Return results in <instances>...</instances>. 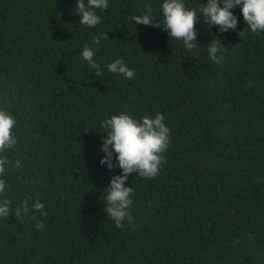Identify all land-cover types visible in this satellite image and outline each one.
I'll list each match as a JSON object with an SVG mask.
<instances>
[{"label": "trees", "instance_id": "trees-1", "mask_svg": "<svg viewBox=\"0 0 264 264\" xmlns=\"http://www.w3.org/2000/svg\"><path fill=\"white\" fill-rule=\"evenodd\" d=\"M160 3L110 0L90 29L76 0H0V106L17 120L8 159L22 164L6 173V198L13 213L29 205L0 219V264H264V33L239 8L227 32L201 17L198 44L226 47L216 64L206 46L189 53L133 21L148 8L162 19ZM101 33L95 76L79 52ZM117 58L133 79L104 67ZM121 111L163 114L170 143L155 178L129 174L132 221L117 228L103 202L121 170L100 164L101 125Z\"/></svg>", "mask_w": 264, "mask_h": 264}, {"label": "clouds", "instance_id": "clouds-1", "mask_svg": "<svg viewBox=\"0 0 264 264\" xmlns=\"http://www.w3.org/2000/svg\"><path fill=\"white\" fill-rule=\"evenodd\" d=\"M109 2L110 0H87L85 3V0H76L75 13L80 17L79 24L90 29L95 28L101 23V17L96 10L108 9ZM235 8L240 9L250 31L264 33V0H206L195 8L189 7L186 0H161L162 19L148 8L143 14L135 16L133 21L142 25L163 27L170 38L182 41L184 49L189 53L206 46L209 59L220 64L226 47L216 37L218 42L213 41L212 37L207 45L198 44L195 25L203 17L206 28L210 29L216 25L219 26V32L235 30L238 25V17L232 11ZM102 39L109 37L106 33L94 36L92 45L85 44L79 52V58L89 65L95 76H99L103 70L95 59ZM104 67L109 72L129 80L136 75L135 71L119 58ZM16 125L17 120L9 109L0 106V219L8 218L10 214L15 217L26 216L29 212V205L25 202L15 207L13 213L12 202L6 198L8 185L5 176L9 167H22L21 161L16 160L12 164L7 156V152L15 149L18 143ZM101 126L107 131L102 136L101 151L104 155L100 164L109 170L117 167L121 170V174L114 175L106 187L104 212L114 221L115 226L120 228L125 222L132 221L130 208L133 204V188L125 186V182L132 173L149 179L158 175L162 163L165 162L163 153L170 143V128L161 113H156L154 117L136 118L124 111L106 118ZM44 207L39 200L32 205L35 211L47 215L43 212ZM36 227L43 229L44 224L37 223Z\"/></svg>", "mask_w": 264, "mask_h": 264}]
</instances>
